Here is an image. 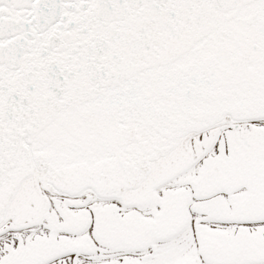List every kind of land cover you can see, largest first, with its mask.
<instances>
[{
    "label": "snow or ice",
    "instance_id": "6c2138e0",
    "mask_svg": "<svg viewBox=\"0 0 264 264\" xmlns=\"http://www.w3.org/2000/svg\"><path fill=\"white\" fill-rule=\"evenodd\" d=\"M0 264H264V0H0Z\"/></svg>",
    "mask_w": 264,
    "mask_h": 264
}]
</instances>
